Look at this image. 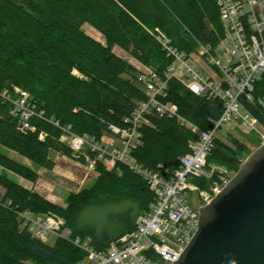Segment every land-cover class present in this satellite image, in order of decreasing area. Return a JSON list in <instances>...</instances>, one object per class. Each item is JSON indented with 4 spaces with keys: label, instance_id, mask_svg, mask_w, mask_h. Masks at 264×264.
<instances>
[{
    "label": "trees",
    "instance_id": "trees-1",
    "mask_svg": "<svg viewBox=\"0 0 264 264\" xmlns=\"http://www.w3.org/2000/svg\"><path fill=\"white\" fill-rule=\"evenodd\" d=\"M85 25L99 32L106 45L89 36ZM158 30L186 55L202 46L216 47L223 37L215 0H0V92L18 88L36 107L31 129L23 131L13 106L0 101V146L37 169L53 171L52 152L72 156L61 142L62 128L70 126L75 134L98 142L113 135L111 127L126 129L125 119L147 96L137 82L138 69L114 49L163 73L172 61L155 38ZM263 94L260 81L255 99ZM169 100L178 105L180 116L203 130L211 127L209 119L221 114L218 101L199 98L177 81L169 86ZM248 108L264 121L260 109ZM150 120L151 125L141 129L142 144L132 157L146 170L164 167L170 175L197 137L177 120ZM228 138L229 143L216 140L207 163L238 172L249 149ZM253 143L261 146L257 137ZM88 154L97 160L96 153ZM95 166L93 186L71 193L63 207L12 180L8 172L36 184L39 174L0 152V188L5 192L0 198V264H78L86 258L68 240L57 238L50 245L35 238L23 225L22 212L61 218L72 238L90 239L99 252L136 230L138 219L155 201L148 182L124 164L112 171L100 161ZM195 183L209 190L207 182ZM96 207L121 212L99 231L83 224L84 214Z\"/></svg>",
    "mask_w": 264,
    "mask_h": 264
},
{
    "label": "built area",
    "instance_id": "built-area-1",
    "mask_svg": "<svg viewBox=\"0 0 264 264\" xmlns=\"http://www.w3.org/2000/svg\"><path fill=\"white\" fill-rule=\"evenodd\" d=\"M223 29V37L216 47L202 46L186 55L171 45L159 30L155 38L171 64L163 72L143 66L138 84L147 96L131 116L125 119L127 128L111 127L116 138L110 145H102L91 136H79L72 127L62 128L61 142L76 154L86 155L95 166L97 161L112 171L118 164L128 166L141 175L155 194L148 213L142 215L136 230L99 252L90 239L72 238L65 221L54 215H35L22 212L23 225L34 237L48 242L51 235L70 241L81 249L86 258L78 264H174L195 238L201 209L211 203L230 183L231 179L216 175V167L207 163L215 142L223 128L233 123L241 131L254 134L264 145V121L248 106L257 107L264 114V94L255 99L257 84L264 81V0H215ZM177 81L192 94L207 101H218L221 114L209 119L210 128L203 130L180 116L177 104L169 100V86ZM0 101L13 106L12 114L19 118L23 131L30 130V120L36 116L27 92L18 88L0 92ZM177 120L190 130L197 140L190 143V153L181 159L178 170L168 175L164 167L149 171L138 165L132 153L142 144L141 129L151 125L150 117ZM235 126V127H236ZM89 152L97 154L90 159ZM244 160H242L243 162ZM213 167V166H212ZM196 180L209 184L202 190ZM193 194L190 201L186 193Z\"/></svg>",
    "mask_w": 264,
    "mask_h": 264
},
{
    "label": "water",
    "instance_id": "water-1",
    "mask_svg": "<svg viewBox=\"0 0 264 264\" xmlns=\"http://www.w3.org/2000/svg\"><path fill=\"white\" fill-rule=\"evenodd\" d=\"M174 264H264V145L201 209L199 230Z\"/></svg>",
    "mask_w": 264,
    "mask_h": 264
},
{
    "label": "rangeland",
    "instance_id": "rangeland-1",
    "mask_svg": "<svg viewBox=\"0 0 264 264\" xmlns=\"http://www.w3.org/2000/svg\"><path fill=\"white\" fill-rule=\"evenodd\" d=\"M83 30L92 38L97 40L103 45H106L105 39L102 35L93 29L89 25H85ZM114 53L127 61L129 64L134 66L136 69L144 71V65L138 63L133 59L129 54L124 52L119 48L114 49ZM236 124L229 125L227 128H223L219 133V138H223L229 143V136L234 137L235 139L242 142L249 149V152L246 155L247 160L258 148L253 143L255 140V135L248 133L246 131H241L239 127H235ZM116 138L113 135H105L100 142L102 145H110ZM65 147L67 145L63 143ZM68 148V147H67ZM0 152L8 157L22 163L24 159L20 158L16 153L10 152L5 148L0 146ZM72 152V151H71ZM51 158L55 161L56 167L53 171L46 169H37L33 167L32 164H29L30 167L35 168L39 174V180L33 188L42 196L50 199L54 203H57L60 206H66V200L71 193H79L82 190L88 189L95 183L98 174L96 172V166H93L88 157L83 154H76L72 152L71 157L64 156L57 152H52L50 154ZM213 166V167H212ZM216 167V175L227 174L230 179L235 177L237 172H230L225 167L212 164L209 165V169ZM185 197L190 201L193 199V194L186 193ZM121 210L116 208L109 207H96L84 214L83 224L85 226L95 227L97 230L102 231L109 227L111 224L112 218L119 214ZM57 237L51 235L48 239V244L54 245ZM32 264V263H31Z\"/></svg>",
    "mask_w": 264,
    "mask_h": 264
},
{
    "label": "crops",
    "instance_id": "crops-1",
    "mask_svg": "<svg viewBox=\"0 0 264 264\" xmlns=\"http://www.w3.org/2000/svg\"><path fill=\"white\" fill-rule=\"evenodd\" d=\"M138 63H139V62H138ZM20 158H22V157H20ZM22 159H24V158H22ZM22 164H24V165L30 167L29 164H31V162L28 161L27 159H24L23 162H22ZM30 168H32V167H30ZM1 172H3V169L0 167V173H1ZM8 175H9V177H10L12 180H14L15 182H17L18 184H20V185L23 186L24 188H26V189H28V190H33V191L37 192V191L33 188V185H35V184H33V183H31V182H29V181H27V180H24L23 178H20V177L14 175V174H12V173H9V172H8ZM4 193H5L4 190L0 188V198L3 197ZM37 193H38V192H37ZM38 194H39V193H38ZM39 195H41V194H39ZM41 196H42V195H41ZM42 197H44V196H42ZM44 198H46V197H44ZM46 199L49 200V201H51V200L48 199V198H46ZM51 202H53V201H51ZM53 203H54V202H53ZM55 204H57V203H55Z\"/></svg>",
    "mask_w": 264,
    "mask_h": 264
}]
</instances>
